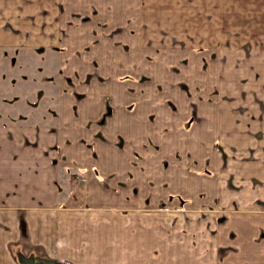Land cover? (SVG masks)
<instances>
[{"label":"crops","instance_id":"1","mask_svg":"<svg viewBox=\"0 0 264 264\" xmlns=\"http://www.w3.org/2000/svg\"><path fill=\"white\" fill-rule=\"evenodd\" d=\"M0 65V264H264V152L230 150L262 97L227 89L264 0H0Z\"/></svg>","mask_w":264,"mask_h":264},{"label":"rangeland","instance_id":"2","mask_svg":"<svg viewBox=\"0 0 264 264\" xmlns=\"http://www.w3.org/2000/svg\"><path fill=\"white\" fill-rule=\"evenodd\" d=\"M1 68L4 69L3 70V77H2L3 78V80H2V85L3 86L0 87V96L2 97V96H5L8 93L14 92V88L7 86L6 66L5 65L4 66L0 65V70H1ZM36 73L37 72H31V75L34 76ZM39 73H40L39 74L40 76L42 74H46L47 73L46 74L47 77L49 76L48 74H50V75L54 74V72H47V71H40ZM87 74L88 73L84 72V71L83 72H81V71L80 72H74L73 76H72V79L79 80L80 86H85L86 87V84H88V83H86ZM238 74H240V78L238 80H236L235 82H233L234 86L230 85L227 89H229V90L230 89H237V91L240 92L243 96L248 95V98L250 99V101L254 100V93L253 92L257 93L256 96L260 94L261 97L264 98V96H263L264 95V87L263 86L255 87L253 85V80H252V78L254 76H256V78L264 77V72H253V71H250V72H238ZM69 75L70 74L64 73L63 74V79L71 82V76H69ZM246 75L249 76V78L245 77ZM244 77H245V79L247 81H245V79H243ZM45 81L47 82V79H45ZM12 83H14V81H12ZM85 87H82L81 89H83ZM46 88H48V89L46 90L47 92H44V94H50L52 92V91H50L51 88L49 89L48 85H46ZM245 91H247L248 94ZM42 93H43V91H42ZM262 98L258 99V97H256L257 100L255 101V104H254V106L260 107L261 110L264 109V100H261ZM4 101H5V99H4ZM4 103H6V102H4ZM0 106H6V104H2V105L0 104ZM260 132H262V131H260ZM224 139H225V142H227V144L224 145V147H226V146L227 147L236 146V145L231 144V142L234 140L233 136L227 135L226 138H224ZM239 139H240V140H238L239 141V147H241L240 143H242V144L245 143L246 144V143L252 141L250 136L247 137V138H246V136H239ZM254 139H255L254 143L256 141L260 142L261 139H264V136H263V134L260 135V133H258V135L254 136ZM234 141L238 142L237 140H234ZM245 144L243 145V148H241V149L238 148V149H230V150H231V152L234 153L235 156H237V155L240 156L242 154H247V155L249 154V157H248L249 159H247V160H252V163L255 162V160L259 158V156H257V155L262 156L261 154H263V152H264V147L262 149H260L259 147L254 149V150L252 149L251 154H250V152H247V151L244 150ZM262 144L263 145H261V146H264V143H262ZM224 147H223V149H224ZM221 154H222V161L223 162H231L230 161L231 159L236 160V158L233 155H230V151H228V150L222 151ZM240 161H242V160H240ZM239 189H241V188H239ZM217 212H219V210H216V213Z\"/></svg>","mask_w":264,"mask_h":264},{"label":"water","instance_id":"3","mask_svg":"<svg viewBox=\"0 0 264 264\" xmlns=\"http://www.w3.org/2000/svg\"><path fill=\"white\" fill-rule=\"evenodd\" d=\"M44 264H61V263H58V262H47V263H44Z\"/></svg>","mask_w":264,"mask_h":264}]
</instances>
